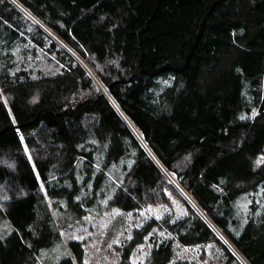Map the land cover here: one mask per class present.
I'll return each mask as SVG.
<instances>
[{"label":"trees","instance_id":"16d2710c","mask_svg":"<svg viewBox=\"0 0 264 264\" xmlns=\"http://www.w3.org/2000/svg\"><path fill=\"white\" fill-rule=\"evenodd\" d=\"M114 213L112 264H264V0H0V264Z\"/></svg>","mask_w":264,"mask_h":264},{"label":"rangeland","instance_id":"374dc122","mask_svg":"<svg viewBox=\"0 0 264 264\" xmlns=\"http://www.w3.org/2000/svg\"><path fill=\"white\" fill-rule=\"evenodd\" d=\"M22 13L27 15V13L23 10ZM35 24L40 25L39 23H35ZM40 27L42 26L40 25ZM64 48L70 54H72L77 59V61L80 64H82V66H84V68L87 69L86 64H84L83 61L77 58L69 48L65 46ZM87 72L90 75H92L90 71ZM169 180L170 183H172L171 185L174 187V189H176V192L182 198L188 200L194 207V204L190 201L189 197L180 188H178L171 179ZM200 215L209 223V221L204 215L202 214ZM126 221H128L127 213H114L113 215L97 218L93 221H89L88 219H86L84 221V224H78V225L72 224L71 226H68L64 230L60 231L61 246L57 249L59 251L63 250L64 244L68 240H77L81 243L83 247L84 261L86 262V264H112L111 263V260L113 258L112 247L114 244L117 243L122 231L127 229L125 225ZM213 230L215 231L214 233L216 234L217 237H221L219 235L220 232H218V230L215 227H213ZM229 246L231 245L229 244ZM145 250L146 247L142 245H138L134 249L132 253L133 263H138L142 261L143 256L145 254Z\"/></svg>","mask_w":264,"mask_h":264},{"label":"bare ground","instance_id":"6f19581e","mask_svg":"<svg viewBox=\"0 0 264 264\" xmlns=\"http://www.w3.org/2000/svg\"><path fill=\"white\" fill-rule=\"evenodd\" d=\"M219 232V231H218ZM219 235L222 237V235L219 233ZM231 247V246H230Z\"/></svg>","mask_w":264,"mask_h":264}]
</instances>
